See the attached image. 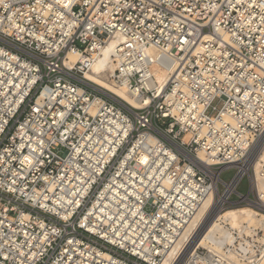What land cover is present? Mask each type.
I'll return each instance as SVG.
<instances>
[{"label": "built area", "instance_id": "1", "mask_svg": "<svg viewBox=\"0 0 264 264\" xmlns=\"http://www.w3.org/2000/svg\"><path fill=\"white\" fill-rule=\"evenodd\" d=\"M109 44L138 108L85 78ZM263 134L264 0H0V264H162ZM202 240L184 264H264V226Z\"/></svg>", "mask_w": 264, "mask_h": 264}, {"label": "bare ground", "instance_id": "2", "mask_svg": "<svg viewBox=\"0 0 264 264\" xmlns=\"http://www.w3.org/2000/svg\"><path fill=\"white\" fill-rule=\"evenodd\" d=\"M113 47L114 44H109L102 50L99 56L95 57L91 70L85 74V78L100 88L110 90L115 97L119 98L129 106L138 108L139 104L133 98L124 93V91L113 88L110 84L102 80V77L107 71L113 70V66L110 64L109 58ZM69 59L70 62L75 61V58L71 56H69ZM66 65H68V63H66ZM154 75L156 80L160 84H163L166 82L169 72L168 70L165 71L158 68L154 69ZM183 140L186 141L187 136H185ZM256 147L257 152H255V154H253L250 159L248 157L245 165L239 168L240 172L236 175L235 179L227 186V191L224 197H222L223 200L234 191L237 182L242 177V175L248 172V168L250 166L253 167L255 176H257L262 161L264 162V134L261 136ZM197 162V164L203 168L207 163L202 154L197 155ZM256 187L260 196L259 208L264 210V181L258 178V180H256ZM213 197L214 194L212 193L204 201L196 218L190 227L185 231L184 235L176 244L173 251L164 259L162 264H184L189 253L194 249V247H196L198 243L203 244L202 238L207 230L212 226V223L216 218H219V220L228 221L233 226L236 225L240 220L256 223V225L260 227L264 226V214L255 213L248 208L228 209L221 214L217 212L215 215L211 216ZM185 244L187 245L185 246Z\"/></svg>", "mask_w": 264, "mask_h": 264}, {"label": "rangeland", "instance_id": "3", "mask_svg": "<svg viewBox=\"0 0 264 264\" xmlns=\"http://www.w3.org/2000/svg\"><path fill=\"white\" fill-rule=\"evenodd\" d=\"M112 71L111 70L107 71L105 73V75L102 77V80L107 82L106 78H107L108 74H110ZM106 91L109 92L110 94H113L110 90H106ZM222 105H223L222 100L216 99L213 102V104H212V106L215 107V110H212V108H211L208 111V114L211 115V116H215L217 114V112L221 109ZM256 148H255L253 154H255V152H257ZM56 153L59 154V155H62L64 153V149H58V150H56ZM252 155L249 157V159L252 157ZM249 172H250V176L253 175L254 169H253L252 166H250V171ZM236 174H237V168L236 167L226 168L225 170L222 171L220 179H221V181L224 184H228V183H230L233 180V178L236 176ZM224 190H225L224 185L222 183H219L218 191L220 193H222ZM234 191L235 192H233L231 197H230L231 205L228 207V209L246 208V207H243V206L237 205V204H238V202H240V195L241 196H246L248 194V192H249V179H248L247 176H244L243 178H241V180L239 181L238 185L235 187ZM242 222H244V221L240 220V221H238L237 224L242 223ZM236 225H234V226H236Z\"/></svg>", "mask_w": 264, "mask_h": 264}, {"label": "water", "instance_id": "4", "mask_svg": "<svg viewBox=\"0 0 264 264\" xmlns=\"http://www.w3.org/2000/svg\"><path fill=\"white\" fill-rule=\"evenodd\" d=\"M263 212H264V210L263 209H261Z\"/></svg>", "mask_w": 264, "mask_h": 264}]
</instances>
